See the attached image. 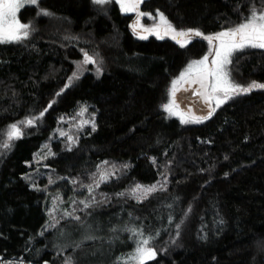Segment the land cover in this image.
<instances>
[{"label":"trees","instance_id":"1","mask_svg":"<svg viewBox=\"0 0 264 264\" xmlns=\"http://www.w3.org/2000/svg\"><path fill=\"white\" fill-rule=\"evenodd\" d=\"M141 10L145 27L162 25V13L177 30L214 34L264 13V0H142ZM132 18L116 0H38L18 11L28 37L0 43V264H138L130 257L144 239L156 252L147 264H264V88L182 123L162 106L173 81L214 49L197 37L184 47L142 39ZM85 53L95 64L73 79ZM231 59L232 83L264 84V49ZM84 109L94 130L74 145L51 141L62 118ZM13 124L25 126L9 140ZM50 141L52 180L36 184L35 158ZM106 161L126 165L101 186L108 202L50 227L52 198L71 210L77 181ZM160 180L166 187L142 201L126 194Z\"/></svg>","mask_w":264,"mask_h":264},{"label":"snow or ice","instance_id":"2","mask_svg":"<svg viewBox=\"0 0 264 264\" xmlns=\"http://www.w3.org/2000/svg\"><path fill=\"white\" fill-rule=\"evenodd\" d=\"M95 4L103 5L108 0H93ZM38 0H0V43L19 42L29 35V24L20 22L17 13L25 4H37ZM121 7L124 11H136L139 7L140 0H120ZM47 14V13H45ZM144 15V13H139ZM161 24L163 25V34L169 35L181 47L186 46L192 37H203L207 40L209 45L213 47V51L205 55L202 59L192 61L181 76L173 81L171 87V101L164 104L163 109L169 115L180 116L182 123L197 122L209 118L212 112L207 116L195 117L188 113L179 111V105L176 103L177 86L184 84H198L199 89H193L197 95L203 96L208 102L215 101V107H219L234 95L248 93L255 88H264V84L251 83L248 86H241L231 82L227 71V66L232 63V55L237 51H242L245 48H259L264 49V13L257 15L255 12L243 23L237 27L221 31L215 35L205 36L199 30L175 29L163 16L159 14ZM137 25H133L136 28ZM153 31H156L155 29ZM156 34L162 39L160 31ZM142 39L146 37H141ZM209 55L213 57L209 62ZM95 63L91 56L85 53L84 63ZM187 90V89H185ZM187 117V118H186ZM22 124L27 123L31 125L32 120L22 121ZM94 130V127H93ZM22 135L21 129L18 125L13 124L11 131L8 133V139L19 138ZM3 147H9L4 144ZM101 179H106V175H102ZM155 187L143 188L139 186L137 191H141L145 196L155 191ZM87 207V205H85ZM149 241L144 239L141 241L142 246H138L136 254L130 259L135 260L138 264H147L148 260L154 259L156 252L154 249L148 248Z\"/></svg>","mask_w":264,"mask_h":264},{"label":"rangeland","instance_id":"3","mask_svg":"<svg viewBox=\"0 0 264 264\" xmlns=\"http://www.w3.org/2000/svg\"><path fill=\"white\" fill-rule=\"evenodd\" d=\"M116 1L119 4V7L122 10V12L133 15V17L135 16L136 11L126 12L121 7L120 0H116ZM140 25L145 27L141 22ZM92 59L95 61L93 57ZM84 60H85V55L83 59L77 64V68L73 75V79L84 73L88 69V66L91 64V62L84 63ZM95 121H96L95 115L89 113L87 109L82 110L75 116L64 117L60 120V125L57 127L55 131L56 138L52 137L51 141L54 139H62L65 145L66 144L74 145L81 131L87 128L91 129L95 127ZM24 126L25 125L19 126L21 132ZM10 131H11V127L8 129L7 134ZM51 141L50 143L47 142L44 145H42L35 158L34 166L36 168L31 175V181L36 184H39L40 180L43 178H47L48 182L52 180L51 176L49 175V170L46 169L44 164L45 158L53 153L51 149ZM125 168L126 165L124 163L106 161L101 165H99V167L95 171L85 176V179H79L77 181L76 188L78 190V194L80 195V197L74 201V203L71 206V210L68 211L63 210L61 204L62 201H60L61 199H57L56 197H53L51 207L49 210V215H50L49 226L50 227L55 226L59 220L65 217L68 218L70 217L72 218V216L79 217V212L86 208L85 205H87L88 207L92 204H100V203L108 202V195L106 193H103V191L101 190V186L102 184L112 179L113 177H117L121 175L125 171ZM102 175H106V179L102 180L101 179ZM138 186L141 189L150 188L154 186L156 189L155 191H158L166 187V182L165 180H160L158 182H154L150 184L132 185L127 189L126 194L133 197L137 201H142L145 198H147L152 192L148 193L145 196L141 191H137ZM79 230L82 233L83 229L80 228Z\"/></svg>","mask_w":264,"mask_h":264},{"label":"water","instance_id":"4","mask_svg":"<svg viewBox=\"0 0 264 264\" xmlns=\"http://www.w3.org/2000/svg\"><path fill=\"white\" fill-rule=\"evenodd\" d=\"M141 6H142V0H140L139 7L136 10V14L130 22V26L133 32L138 36H147L150 34H156V31H160V34L164 35L163 25H155L150 27H143L140 25V20L142 16L139 15V13H143L141 10ZM133 25H137V27L133 28ZM154 29L156 31H153ZM215 34L216 33L204 34V35L211 36ZM197 38L203 39V37H197ZM177 88L178 90L176 92V103L179 105V110L181 112L188 113L190 116L202 117V116H207L208 113L212 112V109L215 108L214 101H210V102L206 101L203 96L197 95V92L193 90V89H199L198 84L181 83L180 85L177 86ZM22 264H34V263L27 262Z\"/></svg>","mask_w":264,"mask_h":264}]
</instances>
